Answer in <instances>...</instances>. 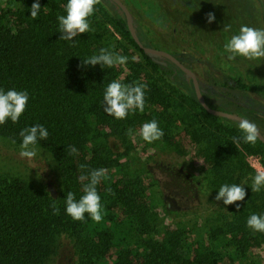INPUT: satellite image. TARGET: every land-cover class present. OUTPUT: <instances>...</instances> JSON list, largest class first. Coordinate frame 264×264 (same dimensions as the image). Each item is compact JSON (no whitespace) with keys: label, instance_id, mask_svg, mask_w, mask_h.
Listing matches in <instances>:
<instances>
[{"label":"trees","instance_id":"1","mask_svg":"<svg viewBox=\"0 0 264 264\" xmlns=\"http://www.w3.org/2000/svg\"><path fill=\"white\" fill-rule=\"evenodd\" d=\"M34 2L40 4L41 11L33 20L30 9ZM65 3L66 0H0V89L27 91L29 96L19 121L8 120L0 125V139L11 144L14 139V145L20 146L21 129L43 125L48 130V139L38 140L37 146L51 154L56 171L52 190L0 175V264H46L51 254L56 264H264V254H252V249L264 244V233H253L246 226L250 215H264V188L252 192L248 187L244 201L239 202L241 207L232 205L230 217L224 222L205 223L202 227L198 221L176 222L174 228H169L164 227L150 207L154 196L151 185L155 180L145 184L142 179L145 168L138 164L134 169H126L121 160L129 156V128L134 136L143 123L154 119L164 135L160 140L146 143L157 146L161 141L166 149H171L178 146L173 124L180 122L178 127L182 126L186 136L196 143L204 140L201 155L212 172L210 185L216 193L223 184H239L245 178L252 182L256 170L247 163L241 150L259 155L264 168V144L259 140L255 145L240 140L241 148L232 144V138L242 136L238 121L211 115L202 108L193 86L181 76L182 71L168 59L166 64L151 60L132 39L124 14L109 0H101L89 17L94 31L79 34L73 38L74 42L60 40L57 16L65 14ZM123 3L132 13L140 41L146 46L151 39L145 33L160 30L161 26L172 37L182 31L189 40L198 39L200 48L205 38L211 36L217 42L219 37L224 39L223 44H218L221 48L238 33L241 25L264 28V0H127ZM209 12L215 15L211 23L206 17ZM161 16L166 22L161 23ZM108 17L140 53L143 65L161 72L193 98L199 109H195L194 115L188 112L185 120L187 112H177L175 116L168 110L172 98L165 84L146 80L140 62H135L139 67H129L132 72L125 75L122 65L109 68L82 64L83 59L98 55L101 48L118 53L116 39L108 29ZM225 25H231V30L224 31ZM172 43L174 46L175 38ZM186 48L190 55H197L195 49ZM170 53L193 70L177 53ZM200 57L197 55L195 60ZM207 62L201 60L202 66ZM113 80L147 84L142 113L130 111L126 119L117 120L104 112L103 93ZM206 81L218 87L231 81L235 88L257 92L255 85L247 83L242 76L226 74L220 68L214 67ZM208 105L225 111L218 105L209 102ZM202 116L222 119L232 126L213 132L210 129L215 125L210 123V129L201 131ZM113 136L128 144L125 151L115 145L114 138L110 141ZM69 145L78 150L77 155L68 154ZM81 164L87 167L80 169ZM99 168L107 170V178L97 185L103 219L94 222L86 213L83 221L73 220L65 211L67 193L73 192L79 200L83 195L82 183H87L79 177ZM163 172L156 179L158 185L180 182L181 175ZM192 185L196 193L191 209L195 210L201 201L199 194L197 201L201 187L193 180ZM109 187L115 195L106 193ZM53 199L59 208L58 215H53Z\"/></svg>","mask_w":264,"mask_h":264},{"label":"rangeland","instance_id":"2","mask_svg":"<svg viewBox=\"0 0 264 264\" xmlns=\"http://www.w3.org/2000/svg\"><path fill=\"white\" fill-rule=\"evenodd\" d=\"M122 1L126 3L127 0ZM157 9L159 8L157 7ZM160 21L161 23L166 22V18L161 16ZM254 21L255 20H252L255 25ZM140 22L142 23V21ZM107 24L108 29L113 33V36L116 39L115 43L116 47H118L117 52L120 55L128 57L127 63L122 65L124 70L123 75L131 73V68L139 67L132 60V57H138V62H140L142 61V59L139 58L141 55L129 43L128 39L115 27L109 17L107 18ZM146 28L147 27L143 29L146 30ZM161 29L162 26L160 30L156 29V31L168 33H165V35L157 33L156 31L145 33V36L151 39L150 43H147V46L164 50L169 53L170 51L177 53L181 58L185 59L186 63L193 68L197 77L202 81H205L208 76L213 74V69L215 67L220 68L226 74L242 76L247 83L254 84L256 88L264 90V60H247L243 57H237L234 61H227L223 48L224 45L220 48L224 39L221 40L220 37L219 42L214 39V36H211V39L210 37H208V39L205 38V44L203 48H200V41L198 39L195 41V38L192 37L193 39L189 40L188 35L186 36V33H183L182 31L172 37L169 30L162 29L161 31ZM198 33L200 34V32ZM198 33H196L195 36H198ZM173 38H175L176 43H178H175L174 46H172ZM218 44L220 45L218 46ZM178 45L185 47L182 49L181 46ZM186 47L195 49V53L198 57L199 55H202V58L200 57L198 60H195L197 55L194 53L190 55V51ZM217 47L219 48L218 50ZM201 60L208 61L204 64L206 67L202 66ZM142 62H140V68L143 70L145 69L146 80H149L150 82L158 80L165 84L167 92L172 98V106H170L168 110L173 111L175 116H177V112L180 114L187 112L184 115V119L186 120L188 112L194 115L195 111L199 110L195 105L193 98L190 95H187L180 86L176 85L174 82H170L168 77L161 72L153 70L150 66L143 65ZM129 67L131 68L128 69ZM199 120L201 122V131L205 132L207 128L210 129V123L215 125V127L210 129L213 132L219 131V129L221 130L223 127L229 128L232 126L231 123L222 119H211L202 116ZM179 123L180 122L174 123L172 129V132L177 139L178 146L176 148L166 149L161 141H158L157 146L148 145L140 138L137 132L134 136H130L131 146L129 148V156L123 157L121 159L122 163L126 169H134L138 164H141L146 170L145 173L142 174V179L145 184L153 183V179L155 180L153 185H151L152 189H154V196L150 202V207L157 213L159 220L163 221L164 227L174 228L176 222L192 224L193 221H198L200 224L198 225L199 227H202L205 223L210 225L224 222L230 217L232 205H224L222 200H215L218 191L215 193L210 185L213 175L211 170L207 168L205 159L201 155V151L203 150H200L205 146L204 140H200L197 143L194 142L193 139H190L191 136H186V132L182 130L181 125L178 127ZM113 138L115 140V145L120 148L121 151H125L126 145L128 146V144L124 143L118 136L111 137L110 141H112ZM232 144L234 143L232 142ZM237 146L241 148L239 145ZM37 148L38 154L36 157L32 159L22 158L19 155L20 147L18 145L0 139V175L24 181L34 187H45L50 190L55 189L56 171L53 158L47 150L39 146H37ZM241 152L244 154L247 163L256 171L264 169L260 162L259 155L245 153L244 150H241ZM159 164L184 170L189 174L193 182L200 185L201 189L197 193V201L199 200L198 194L201 201H199V206L195 210H192L193 207L192 209L190 208L192 211L184 209V207H181L183 206V204L180 203L182 201L177 200L174 196L170 195L169 199L165 200L166 190H164L162 185H158L156 180L162 175V170L158 167ZM236 175L237 173H235V176ZM251 183L252 182L246 178L239 182V184L246 189V192L248 191V187H251ZM171 198H173V200ZM193 203L195 205V202ZM158 237H160V235H158ZM263 250L264 244L252 249V254L254 256L259 255V253L264 254ZM111 257L113 259V255ZM55 259L56 258L52 257L51 254L50 258L46 261V264H56Z\"/></svg>","mask_w":264,"mask_h":264},{"label":"clouds","instance_id":"3","mask_svg":"<svg viewBox=\"0 0 264 264\" xmlns=\"http://www.w3.org/2000/svg\"><path fill=\"white\" fill-rule=\"evenodd\" d=\"M101 3V0H66L63 5L64 13L57 16L58 31L61 33L60 40L73 41L74 37L82 33L94 31L90 28L89 17L96 11V5ZM41 11L40 4L34 2L31 5L30 17L34 20L38 17ZM207 22L211 23L215 20V15L212 12L206 14ZM231 25H225L224 31H230ZM224 53L227 61H234L237 57H243L247 60H264V28H254L247 25H241L238 33L233 34L224 44ZM132 60L138 62V57L133 56ZM128 57L114 53L106 48H101L98 55H92L82 60L84 65L100 64L101 67H113L116 65H125ZM146 83L124 84L119 80L110 82L103 93V110L106 114L114 117L117 120L126 119L129 112H143L145 108V89ZM27 91H18L9 89L5 91L0 89V125L5 124L8 120L17 123L19 118L24 113L28 103ZM238 129L242 136L232 138V142L238 145L240 140L244 143L255 145L258 139L264 137L255 123L248 119L238 120ZM129 136L133 135V130H127ZM22 141L20 143V153L22 158L32 159L38 154V140L48 139V130L40 124L33 125L21 129L19 132ZM138 135L140 138L151 144L154 141L160 140L164 132L159 127L156 120L145 122L141 125ZM15 144V140L11 141ZM69 155H77L78 150L72 146H67ZM202 163V162H201ZM80 169H85L86 165H79ZM107 178V170L104 168L89 170L87 174H82L79 179L82 183L83 195L79 200L75 198L73 192L67 193L66 214L73 220L83 221L87 213L94 222H100L103 219L101 197L97 192V185L102 179ZM264 188V169H259L252 177L251 191L260 192ZM106 193L115 195L109 187L105 189ZM246 189L240 184H223L215 196V200L223 201L224 205H235L237 209L241 207L240 201H244L246 197ZM53 215L59 214V208L56 200L53 199L51 204ZM246 226L253 233H264V215L252 214L246 221Z\"/></svg>","mask_w":264,"mask_h":264},{"label":"flooded vegetation","instance_id":"4","mask_svg":"<svg viewBox=\"0 0 264 264\" xmlns=\"http://www.w3.org/2000/svg\"><path fill=\"white\" fill-rule=\"evenodd\" d=\"M181 76L185 79L183 73H181ZM198 80L207 103L218 105L229 113L237 114L252 121L264 135V90L256 88L257 92L245 91L241 88H235L231 81H228L227 85L218 87L208 83L206 79L202 81L198 78ZM185 81L192 85L190 81L186 79ZM158 167L162 172L176 173L179 177L181 175L180 182L178 181L170 186H163L164 190H166L165 200H168L171 195L183 202L181 207H184V209L190 210V208L194 207L193 202L196 192L189 174L182 169H175L168 165L159 164ZM171 199L173 200V198ZM182 202L180 203L182 204Z\"/></svg>","mask_w":264,"mask_h":264},{"label":"water","instance_id":"5","mask_svg":"<svg viewBox=\"0 0 264 264\" xmlns=\"http://www.w3.org/2000/svg\"><path fill=\"white\" fill-rule=\"evenodd\" d=\"M109 1L112 4H114V8H116L120 14H124L125 20H126V25H127V28L129 30V33H130L132 39L135 41V43L138 45V47L141 48L143 50V52L151 60H153L154 62H157L159 64H166L165 59H168L171 62H173L182 71L185 79L187 81L191 82L193 89H194L196 99H197L198 103L202 106V108H204L209 114L219 116L222 118L235 120V121H238L239 119H245L244 117H241L237 114L229 113V112L224 111V110H220V109L210 107L204 98L203 91L200 88V83H199V80H198L196 73L192 69L187 67L185 64H183L176 57H174L171 53L164 51V50H160L157 48H153V47H149V46L144 45L140 41V38H139L138 33L136 31V23L134 21L133 15L130 12V10L128 9V7L122 2V0H109ZM258 140L264 144V137H261V139H258Z\"/></svg>","mask_w":264,"mask_h":264}]
</instances>
